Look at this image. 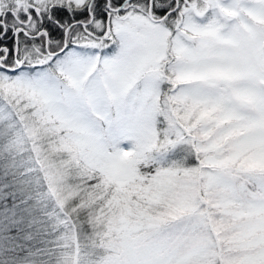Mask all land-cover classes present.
Here are the masks:
<instances>
[{
    "label": "snow or ice",
    "instance_id": "6c2138e0",
    "mask_svg": "<svg viewBox=\"0 0 264 264\" xmlns=\"http://www.w3.org/2000/svg\"><path fill=\"white\" fill-rule=\"evenodd\" d=\"M0 264H264V0H0Z\"/></svg>",
    "mask_w": 264,
    "mask_h": 264
}]
</instances>
